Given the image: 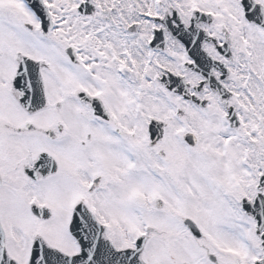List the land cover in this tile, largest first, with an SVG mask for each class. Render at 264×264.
<instances>
[{
  "label": "snow or ice",
  "instance_id": "snow-or-ice-1",
  "mask_svg": "<svg viewBox=\"0 0 264 264\" xmlns=\"http://www.w3.org/2000/svg\"><path fill=\"white\" fill-rule=\"evenodd\" d=\"M0 264H264V0H0Z\"/></svg>",
  "mask_w": 264,
  "mask_h": 264
}]
</instances>
